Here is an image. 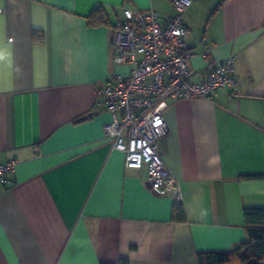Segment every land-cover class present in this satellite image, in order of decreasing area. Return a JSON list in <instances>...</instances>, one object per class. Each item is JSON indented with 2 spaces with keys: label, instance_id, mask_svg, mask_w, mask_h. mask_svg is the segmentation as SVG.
Instances as JSON below:
<instances>
[{
  "label": "crops",
  "instance_id": "0c3cea01",
  "mask_svg": "<svg viewBox=\"0 0 264 264\" xmlns=\"http://www.w3.org/2000/svg\"><path fill=\"white\" fill-rule=\"evenodd\" d=\"M98 7L105 22L89 26ZM125 9L172 14L169 0H0V164L17 160L0 183V264H197L246 241L244 209H264V0L183 14L194 78L234 56L239 82L164 111L184 222L104 136L102 91L129 70L111 45Z\"/></svg>",
  "mask_w": 264,
  "mask_h": 264
},
{
  "label": "built area",
  "instance_id": "2783aa9c",
  "mask_svg": "<svg viewBox=\"0 0 264 264\" xmlns=\"http://www.w3.org/2000/svg\"><path fill=\"white\" fill-rule=\"evenodd\" d=\"M172 14L161 19L154 10H123L111 34L113 62L128 66L126 74H113L102 91L110 122L104 127L106 140L123 154L124 166L145 169L154 194L179 198L176 178L160 155L168 135L164 111L168 101L211 98L218 91L234 93L235 57L216 62L200 78L190 62L189 29L183 14L194 0H169ZM17 160L0 164V183H10Z\"/></svg>",
  "mask_w": 264,
  "mask_h": 264
},
{
  "label": "trees",
  "instance_id": "16d2710c",
  "mask_svg": "<svg viewBox=\"0 0 264 264\" xmlns=\"http://www.w3.org/2000/svg\"><path fill=\"white\" fill-rule=\"evenodd\" d=\"M101 8H95L88 18L89 26L104 24L105 17ZM35 41L41 40V35L34 33ZM248 179L257 178L253 176ZM171 219L174 222H184L185 215L182 204L177 200L172 205ZM243 222L246 241L228 252L200 253L196 256L197 264H261L264 262V209L247 208L243 211ZM118 264H129L120 260Z\"/></svg>",
  "mask_w": 264,
  "mask_h": 264
}]
</instances>
